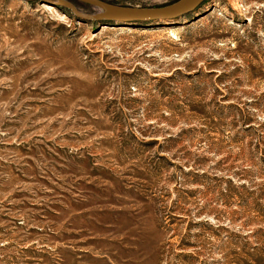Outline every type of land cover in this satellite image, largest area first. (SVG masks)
Listing matches in <instances>:
<instances>
[{
    "label": "rangeland",
    "instance_id": "374dc122",
    "mask_svg": "<svg viewBox=\"0 0 264 264\" xmlns=\"http://www.w3.org/2000/svg\"><path fill=\"white\" fill-rule=\"evenodd\" d=\"M44 6L0 0V264H264V0Z\"/></svg>",
    "mask_w": 264,
    "mask_h": 264
},
{
    "label": "water",
    "instance_id": "95a60500",
    "mask_svg": "<svg viewBox=\"0 0 264 264\" xmlns=\"http://www.w3.org/2000/svg\"><path fill=\"white\" fill-rule=\"evenodd\" d=\"M46 3L64 8L76 19L92 22H112L124 25L173 22L194 13L206 0H179L173 4L154 8L121 7L101 0H24ZM72 2L85 4L97 10L96 14L80 12Z\"/></svg>",
    "mask_w": 264,
    "mask_h": 264
},
{
    "label": "bare ground",
    "instance_id": "6f19581e",
    "mask_svg": "<svg viewBox=\"0 0 264 264\" xmlns=\"http://www.w3.org/2000/svg\"><path fill=\"white\" fill-rule=\"evenodd\" d=\"M44 7H46L45 9L51 10L50 6H44ZM206 10H207V9H206ZM173 23H175V22H164L163 25H167V26H169V25H171V24H173Z\"/></svg>",
    "mask_w": 264,
    "mask_h": 264
},
{
    "label": "trees",
    "instance_id": "16d2710c",
    "mask_svg": "<svg viewBox=\"0 0 264 264\" xmlns=\"http://www.w3.org/2000/svg\"><path fill=\"white\" fill-rule=\"evenodd\" d=\"M178 1V0H177ZM177 1H175V2H177ZM207 1L208 0H206L202 5H205V4H207ZM175 2H173V3H175ZM173 3H171V4H173ZM165 6V5H164Z\"/></svg>",
    "mask_w": 264,
    "mask_h": 264
}]
</instances>
